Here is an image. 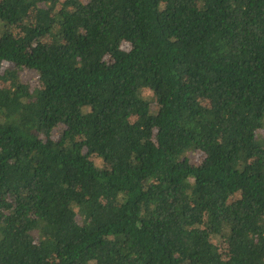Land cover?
Masks as SVG:
<instances>
[{"label":"trees","instance_id":"obj_1","mask_svg":"<svg viewBox=\"0 0 264 264\" xmlns=\"http://www.w3.org/2000/svg\"><path fill=\"white\" fill-rule=\"evenodd\" d=\"M0 264H264V0H0Z\"/></svg>","mask_w":264,"mask_h":264},{"label":"rangeland","instance_id":"obj_2","mask_svg":"<svg viewBox=\"0 0 264 264\" xmlns=\"http://www.w3.org/2000/svg\"><path fill=\"white\" fill-rule=\"evenodd\" d=\"M21 71H22V74L26 77V79L29 81L30 84H36L35 76L32 73V71L27 70V69H22ZM195 157L200 158L201 155L196 154ZM95 163H96V165H98V163H100V162L97 159H95Z\"/></svg>","mask_w":264,"mask_h":264}]
</instances>
